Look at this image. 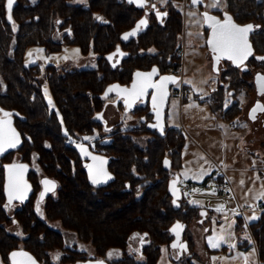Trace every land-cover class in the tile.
Returning <instances> with one entry per match:
<instances>
[{
    "label": "trees",
    "instance_id": "trees-1",
    "mask_svg": "<svg viewBox=\"0 0 264 264\" xmlns=\"http://www.w3.org/2000/svg\"><path fill=\"white\" fill-rule=\"evenodd\" d=\"M225 3L226 14L237 22L255 24L250 36L254 54L264 55V0H225ZM162 8L167 15L158 18L156 12H150L146 30L124 39L121 34L129 32L144 14L143 8L127 0H86L84 3L16 0L12 21L7 19L6 0H0V109L12 114L13 125L23 138L20 146L25 154L36 150L45 174L58 182L55 195L44 203L47 218L59 220L62 227L73 231L79 240L90 243L96 257L105 259L109 249H121V258L105 259L109 264H157L161 247L170 248L173 236L169 227L175 220L187 224L183 234L189 247L186 258L187 262L195 264L191 262L195 256L194 239L187 229L206 208L194 206L184 196L177 204L173 203L168 190L169 180L182 167L184 134L168 127L165 134L154 136L143 148L130 135L113 130L109 141L95 142L107 158L111 173L109 181L95 186L88 180L78 147L64 144L62 132L64 127L68 134L80 136L103 128V123L94 115L107 102L103 96L107 85L128 84L136 69H148L153 64L179 67L181 56L176 51L183 26L182 13L171 0ZM58 29H67L69 34L59 38ZM33 44L42 45L47 52L57 51L64 44H76L82 54L92 51L97 55L94 67L65 72H57L52 64L45 67L44 78L53 100L52 108L42 94L38 78L42 72L40 66L24 59L25 49ZM118 45L129 55L112 66L106 55ZM250 61L256 62L254 57ZM227 73L230 88L235 89L233 96H236L240 83L251 78V71L246 69L239 74V69L231 65ZM227 93L223 88L215 89L210 94L209 104L212 110H221L232 119L241 110L236 102L225 108ZM127 131L140 134L148 130L140 125ZM166 155L171 159L169 169L163 166ZM3 194L1 184V198ZM2 210L0 207V213ZM25 212L34 215L33 207ZM242 221L239 217L237 230L242 229ZM23 223L27 230H32L23 240L24 246L43 264L85 258L83 252L64 245L61 231L39 218L31 225V218L26 216ZM249 227L259 264H264V208ZM144 233L149 243L142 249L138 247L136 255L140 259H137L128 251L132 239ZM16 245L17 239L0 229V248L8 251ZM58 249L61 250L60 261L52 263L48 252Z\"/></svg>",
    "mask_w": 264,
    "mask_h": 264
},
{
    "label": "rangeland",
    "instance_id": "rangeland-1",
    "mask_svg": "<svg viewBox=\"0 0 264 264\" xmlns=\"http://www.w3.org/2000/svg\"><path fill=\"white\" fill-rule=\"evenodd\" d=\"M72 1L74 3L86 2V0ZM152 1H155L160 6L166 4L161 3V0ZM171 1L178 4L183 13L184 28L180 39L183 49L180 67L181 83L179 82L178 86L184 84L188 90L185 97L186 100L183 99L182 101V99L175 96L170 97L165 111V120L167 126L171 127L174 124H179L182 118L185 130L189 131L192 137L190 138L183 131L189 167L188 170H182L181 174L180 170L178 171V175L180 176L178 183L183 189L187 179L200 181V179L194 178L199 174H192L197 173L195 172L197 170L199 172L206 171L208 175L213 174L214 176L224 174L231 183L236 197V199L225 202L214 199L210 200V204L213 207L208 208L210 209L208 215L204 218L197 216L188 225L187 231L194 239L193 252L195 256L191 262L195 264H259L256 244L249 223L257 220L264 208V200L256 199L260 193L264 192V137L262 138L259 132L262 129L253 133L248 132L249 124L245 120L247 118L246 111L247 105H250L253 98L250 99L246 91L238 94V98L240 99L239 107L245 119L242 117L243 115H235L231 119L225 116L223 111L211 109L209 104L210 94L217 88L218 74L215 73V68L210 62L209 53L204 47V38L200 31L204 28L202 26V21L204 20H202L200 7L189 0H181L180 2L176 0ZM202 1L204 4L203 8H207V10L221 12V10L226 8L225 0H220L218 8L210 7L214 3V0ZM150 51H154V49L150 48ZM96 57L97 55L92 51L86 55L82 54L79 46L76 44H64L61 49L52 52H47L42 45L33 44L29 45L24 52L25 61L30 64H38L42 70L38 74V78L44 97L51 95L44 78V67L47 64L54 65L57 72H65L72 69L94 67L96 65ZM186 81H190L191 83H185ZM231 102V96L225 97V103L229 105ZM120 116L123 119V126H119L116 129L127 130L130 127L135 129L140 126L137 112L122 111L120 112ZM233 120L235 122L238 121L235 126L231 125V121ZM241 128H243V131H241ZM110 131H113V129L110 130V127L102 128L91 134L84 133L80 135V138L90 137L91 139L86 141L93 146L95 144L94 141H108ZM62 132L65 135L68 133L64 127L62 128ZM243 135L247 136L242 137ZM150 139V136L147 135L132 137V140L143 148ZM245 144H248L247 147L253 150L255 148L256 155L244 151L242 152L243 155H240V149L241 147L244 149ZM234 146H238L240 149ZM29 156L28 158H32L33 168L36 169L38 178H40L45 172L38 162V153L33 151ZM257 177L260 178L257 179ZM241 181L244 183L241 184ZM208 185H212V190H208V195L204 197V200L214 196L215 191L210 178L208 179ZM192 200L199 201L200 203L203 201L200 198L189 199V201ZM220 205H223V211L216 210ZM37 212L47 222L48 226L63 233L65 246L76 249L84 254L94 253L93 246L90 243L79 240L73 231L62 227L59 220L48 219L44 211L43 202L37 205ZM235 213H239V215ZM254 215L257 217L256 219H248ZM239 217L243 220L241 230H237ZM218 234L223 235L227 242L221 243L219 248L209 247L207 238ZM138 241V236L132 239V247L128 251L130 254H137ZM230 245H235V247H230ZM109 253L112 255L109 256ZM187 254L186 252L183 254L181 252L178 253L175 248L172 249V247L169 248L167 245H163L157 264H190V262H187ZM122 255L121 249L111 248L108 250L105 259L114 260L121 258ZM214 257L216 259H213ZM50 258L52 263L59 262L61 250H51ZM136 258L140 259L137 255ZM79 261L59 262L58 264H78Z\"/></svg>",
    "mask_w": 264,
    "mask_h": 264
},
{
    "label": "flooded vegetation",
    "instance_id": "flooded-vegetation-1",
    "mask_svg": "<svg viewBox=\"0 0 264 264\" xmlns=\"http://www.w3.org/2000/svg\"><path fill=\"white\" fill-rule=\"evenodd\" d=\"M148 1L150 3H155V1H152V0H148ZM176 1L180 2L181 0H176ZM189 1L191 2V0H189ZM201 1L202 0H200V2L196 3V4L200 7V13H201V15L203 17L202 20H204L203 14L205 12L214 13V14L218 15L219 17H223L224 14H226L225 9L221 10V12L223 13V15H222L221 12L220 13L219 12H214L212 10H207V8H203L204 4H203V1L202 2ZM176 6H178V8H179L178 4H176ZM162 7L163 6H160V5L155 3V9L152 8L151 4H147V5H145L142 8L144 10V14H146V16H148L150 14V12H152V11L156 12V13H157V11L159 13H163L164 9ZM145 10H147L148 12L145 13ZM179 10L182 13V10L180 8H179ZM182 18H183V13H182ZM252 24H253L254 27H256L254 23H252ZM202 26L204 28L201 29L200 31L202 32L201 34L203 35V38H204V47L207 49V51L209 53L208 55H209V58H210V62L212 64V66L215 68V71H216L215 73L218 74V81H217V88L216 89L223 88L224 90H226L228 92L227 95H226V98L231 96L232 97V102H236L238 106H239V100H240L238 98V94L240 92H242V91L248 92V96H250V99L251 98H253V99H251L252 102L250 103V105H247L248 106L247 107V111H246V117L247 118L245 119V116L241 112L239 113V115H243L242 117L248 122V124H249V131L248 132L249 133H253L255 131H258L259 129H262L259 132L261 133V136L263 138L264 137V111H260L259 112L260 116H261V120H260V122L257 125H255L253 120H251L248 117V113H249V110L252 107H254L258 101L261 104H264V93H261V91L259 89V85L256 82L257 74L264 75V60L257 59V57H264V55L256 56L253 53V55L251 57H254L256 62L254 61V63H251V61H250L251 57H250L240 67L234 66L231 63V61H229V60H227L225 58H221L219 60V62H217V61H215L214 54L212 53L211 49L209 48V45L207 44L209 28H207L204 25V21H202ZM183 28H184V19H183L182 32L179 34V38H178V41H179L178 49L176 51L177 54H179L180 56H181L182 51H183V49L181 47V40H180L181 36H182V33H183ZM57 33H58L59 38H61L64 34H69V31L67 29H63L62 31H60L58 29ZM123 37H124V33L121 34V38H123ZM117 48H120L121 50L126 51L120 45H118L115 49H117ZM126 52H128V51H126ZM119 53H120V51L113 55V58H112L113 62L117 60V57H118ZM123 58H125V57H123ZM121 60H120V62H121ZM48 65L49 64H47L46 66H48ZM231 65L233 67L239 69V74H241L243 71H245L244 69H247V70L251 71V78H249L248 80H245L244 82L240 83L239 88H238V92L236 93L237 94L236 96H233V94H234L233 92L235 91V89L234 88H230V76L227 73V71L229 70V66H231ZM180 67H181V60H180V65H179V67L177 69L174 68V66H172L170 64H168L165 68L159 66V69H160V73H171V72L175 73L176 75L179 76V82L181 83ZM250 68H252V69H250ZM44 69H45V67H44ZM128 84H126V85H128ZM174 86L175 85L171 86L170 97L174 96L173 95ZM182 86L184 88V84H182ZM47 97H51V96L50 95L46 96L45 99ZM170 97H169V99H170ZM106 99H107L106 100L107 101L106 104L100 110V111H102V115L99 116V112L100 111H98V112L95 113L94 118H95V116L101 117L98 120L103 123V128L110 127V130H112V129L114 130V129H116L119 126L122 127L123 126L122 125V120L123 119L120 116V112L124 111V109L126 107L125 104L123 103L124 98L123 97H119L115 93H111L109 96L106 97ZM52 102H53V100L51 101V104H49L50 108H52V106H53ZM168 102H169V100H168ZM167 105H168V103H167ZM166 108H167V106H166ZM166 108H165V111H166ZM131 112H133V113L137 112L138 113V120L140 122L139 125H144L145 128L148 131L140 133V134H133L132 132H128L127 130L116 129V130H114L116 133H120L122 135H130L132 137L133 136L147 135V136H150L151 139L154 136H156V135H162V134L157 132V128L150 129L146 125L147 122H150L154 118V113L152 111V107L149 105L148 102H145V104H142V102L137 101L135 103L134 109L131 110ZM4 113H9V112L0 109V119H5ZM6 119L11 121V124H12L13 128L18 132L19 138H20V144L17 145L15 148H8L3 153H0V185L2 184L3 192H4L3 197L2 198L0 197V201H1L0 202V204H1L0 207H2V209H3L2 212L0 213V229L3 230L6 234L11 235L14 238H16L18 245L11 247L8 251H6V248H0V264H13L11 253L13 251H16V250H25V251L29 252L31 254V256L34 257L37 260V262H39L40 264H43L42 260H39L38 258H36V256L29 249H27L24 246L23 240L27 239L31 235L32 230L30 228L28 230L26 229V226L24 225L23 220H24V218H26V216L30 217L31 218V225L36 222L37 218H39L40 220L44 221L39 216V213L37 212V205H39L42 202L44 204L46 199H48V197H50V196H53V193L56 192V190L52 191L51 193H49L44 199H42V200L39 199L42 178L44 176H48V177H51V176H49L47 174H44L40 178H38L37 171H36V169L33 168V165H32V158L31 159L28 158V156L33 151L36 152V150L31 149L29 154H25V150H23L22 147L20 146L23 138H22L21 133L13 125L12 114H10ZM111 120H112V122H111ZM109 122H111V123L108 124ZM232 123L235 124L234 121H232ZM165 125H166L165 132L163 134L166 133L167 128L169 127L166 124V120H165ZM169 128H172V127H169ZM118 130H120V132H118ZM177 131H179V130H177ZM112 133H113V131L109 132V140L111 138V134ZM246 136L247 135H243L242 137H246ZM105 142H107V141H105ZM94 143H95V141H94ZM80 145L85 146L87 151L90 153V155H87V156H85V155L82 156L81 155V158L83 159V162L85 163L86 170H87V165H88L89 161L93 160L92 156H96V157L101 158V160H104L106 162V164H107V167H108L107 158L103 156V152L101 151L100 148L96 147L95 144L92 146L85 139L81 138V144ZM13 164H15V165H25L26 166V168L23 170L22 180H23L24 183H26L29 186V190L27 191L26 198L23 201L14 199L12 201L11 205L6 207V205H8V197H7L6 186L8 184V177H9V171H8L7 166L8 165H13ZM108 171H109V167H108ZM109 173H110V171H109ZM110 175H111V173H110ZM87 176H88V174H87ZM174 176H175V174H174ZM51 178H53V177H51ZM88 180L90 181L91 184H93L91 182V180L89 179V176H88ZM38 182H39V187L37 189ZM105 183L94 184V185L98 186V185H102V184H105ZM31 207H33V209H34V215L33 216L30 214V212H25L26 209L31 208ZM44 222L47 224L46 221H44ZM13 228H14V231H13ZM141 238H143V242L141 241ZM145 240H146L145 237H143V236L139 237V241H138L139 247H140L141 244H143V245L146 244V243H144ZM182 240H185V239L182 238ZM185 241L187 242V240H185ZM131 246H132V244H131ZM172 249H174V248L172 247ZM175 249L177 250L178 253L181 252L183 254V250L181 248L177 247ZM48 255H49V260H50L51 259L50 258V251L48 252ZM84 256H85V258L80 260L78 264H80L82 261H84V260H86L88 258H100V257H96V255L94 253L93 254L92 253L84 254Z\"/></svg>",
    "mask_w": 264,
    "mask_h": 264
},
{
    "label": "snow or ice",
    "instance_id": "snow-or-ice-1",
    "mask_svg": "<svg viewBox=\"0 0 264 264\" xmlns=\"http://www.w3.org/2000/svg\"><path fill=\"white\" fill-rule=\"evenodd\" d=\"M130 3H138V6H144V0H129ZM167 0H161V3H166ZM200 0H193V4L199 3ZM14 0H7L6 10H7V19L9 21L12 20L11 10L13 7ZM220 0H214V3L210 5V7H219ZM152 8L155 9V5H152ZM157 16L167 15L166 13H159L157 11ZM194 15V14H192ZM205 23L211 28V36L207 41V44L210 46L212 53L214 54L215 61L219 62L221 58H226L229 61H232L237 67H240L244 64V62L253 55V50L248 40V35L251 31H253L254 26L249 25H237L233 22L230 16H225V19L221 21L215 16L210 15L205 12L203 14ZM97 19H101L97 17ZM146 24V20L142 19L138 22L135 29L131 32L126 33L124 35V39H129V37L136 35L137 31L141 30V26ZM42 51V50H41ZM78 51V50H76ZM31 55V53H29ZM67 58V57H65ZM112 57L110 56L109 59ZM257 59L264 60V57H257ZM218 70V69H217ZM246 70V69H245ZM157 69L153 68L151 72L141 73L137 72L135 75L137 80H134L132 84V88L129 90L128 88L119 89V93L124 97V104L127 108H130L135 102L140 101L143 102V97L147 94V90L149 88L154 89L151 96L152 101V111L156 117V123L150 125L153 128H159L161 132L163 131L162 125V115H163V106L167 100L168 92H167V84L171 83L174 85L179 84V80L175 76H161L159 82H153L152 77L157 73ZM185 83H191L190 81H186ZM257 83L259 85V89L261 93H264V75H257ZM119 86H110L109 89L105 92V97L108 93L118 89ZM49 103L51 104V100L49 99ZM225 108L228 107V104L225 103ZM257 111H264V104H261L259 101L256 105L250 110L249 116L251 119H255V113ZM10 114L4 113L5 119H0V153H3L8 148H15L19 143L18 134L15 132L13 128H11V121L6 119ZM98 118H101L98 116ZM235 123H238L235 122ZM243 126V125H242ZM85 140L91 139L90 137H84ZM81 148L83 155L87 156L90 153L85 149L82 145H78ZM93 161H100L99 165H88L89 175L91 182L93 184H101L106 182L111 177L103 170V160L101 158L92 156ZM169 162L166 160L165 165H168ZM9 171L8 184L6 186L7 197H8V205L10 206L14 199L23 201L26 198V193L29 190V186L23 182V170L26 168L25 165H8ZM208 173L206 171H202L198 176H195L196 179H202ZM187 175V174H185ZM260 177H257L259 179ZM45 185V192H42L41 198L45 195L46 192L54 191L56 184L54 181H50L45 179L42 181ZM176 181H173V193L174 195L178 192L175 189ZM244 182L241 181V184ZM193 191H197V189H193ZM256 199L264 200V192L260 193ZM175 203V201H173ZM189 203L193 205H199V201H189ZM217 211H223V205H220L216 209ZM239 215V213H235ZM201 215H205V213H201ZM257 217L252 216L248 219H256ZM183 229V226L177 222L176 225L171 229L172 232L176 234L177 242L172 244L173 248H181L182 250H187V245L184 243H179L180 233ZM138 235V234H137ZM146 235V234H145ZM208 244L211 248H219L221 243H226L225 237L221 234L216 236H209ZM143 242V238H141ZM230 247H235V245H230ZM109 256L112 254L109 253ZM11 257L13 258V264H35V261L31 256L22 251L11 253ZM19 257L20 259H17ZM213 259H216L215 257ZM96 264H104V261H96Z\"/></svg>",
    "mask_w": 264,
    "mask_h": 264
},
{
    "label": "water",
    "instance_id": "water-1",
    "mask_svg": "<svg viewBox=\"0 0 264 264\" xmlns=\"http://www.w3.org/2000/svg\"><path fill=\"white\" fill-rule=\"evenodd\" d=\"M129 1V0H128ZM192 2H193V0H191ZM6 3H7V0H6ZM15 3H16V0H14V3H13V6L15 5ZM137 7H140V6H138V3H134ZM147 4H151V6L152 5H155V3H150L148 0H144V6L145 5H147ZM143 6V7H144ZM13 8V7H12ZM142 8V7H141ZM157 9V8H156ZM11 12H12V10H11ZM148 11L147 10H145V13H147ZM209 13V12H208ZM210 15H212V16H215V17H217L218 19H220L221 21H223L224 19H225V16L227 15V16H230L231 18H232V20H233V22L235 23V24H237V25H241V26H244V25H249V24H251V25H253L252 23H245V24H241V23H239V22H237L231 15H228V14H224V16L223 17H219L218 15H216V14H214V13H209ZM7 15H8V13H7ZM12 17V16H11ZM159 18V17H158ZM142 19H144V20H146V24L145 25H142L141 26V30H139V31H137V33H136V35H134V36H131V37H136V36H138L141 32H143V31H145L146 30V28L148 27V25H149V22H148V18H147V16H146V14H143L136 22H135V24H134V26L131 28V30L129 31V32H131L133 29H135L136 28V26H137V24H138V22L139 21H141ZM13 20V19H12ZM11 20V21H12ZM204 25L207 27V28H209V34H208V38H207V41H208V39L210 38V36H211V28L205 23V21H204ZM129 32H125L124 33V35L126 34V33H129ZM253 31H251L250 33H249V35H248V40H249V43H250V45H251V48H252V50H253V53H254V47H253V44H252V41H251V39H250V36H251V33H252ZM131 37H129V38H131ZM209 48H210V46H209ZM211 49V48H210ZM120 51V53H119V55H118V57H117V60L116 61H112V58H113V55L115 54V53H117V52H119ZM128 52H126V51H123V50H121L120 48H117V49H115L114 51H112V52H110V53H108L107 55H106V57H107V59L111 62V65L112 66H116L119 62H120V60L123 58V57H126V56H128ZM112 57L111 59H109V57ZM251 57V56H250ZM249 57V58H250ZM248 58V59H249ZM226 59V58H225ZM247 59V60H248ZM246 60V61H247ZM245 61V62H246ZM244 62V63H245ZM231 63L234 65V66H236L232 61H231ZM153 68H156L158 71H157V73L152 77V81L153 82H159V80H160V77L161 76H175V77H177L178 78V80H179V76L178 75H176L175 73H160V69H159V66L157 65V64H153L149 69H136L133 73H132V78H131V81H130V83L128 84V85H126V84H120V83H118V82H113V83H111V84H109V85H107L106 86V88H105V90H104V92H103V96L105 97V92L109 89V87L110 86H119V88L118 89H116V90H114V91H112V92H110V93H108V95L107 96H109L111 93H115V94H117L119 97H123L120 93H119V89H123V88H128L129 90L132 88V84H133V82H134V80H137V77H136V73L137 72H141V73H148V72H151L152 71V69ZM258 75V74H257ZM256 82H257V77H256ZM174 84H171V83H168L167 84V92H168V96H167V100H166V102H165V104H164V106H163V115H162V125H163V131L161 132V130L159 129V128H157V132L158 133H160V134H163L164 132H165V127H166V125H165V108H166V106H167V103H168V100H169V97H170V94H171V86H173ZM155 90L154 89H151V88H149L148 90H147V94L143 97V102H142V104H145V102H148L149 103V105L152 107V101H151V96H152V94H153V92H154ZM106 96V97H107ZM124 98V97H123ZM49 99L52 101V98L51 97H47L46 98V101H47V103L48 104H50L49 103ZM123 103H124V100H123ZM136 103V102H135ZM135 103L130 107V108H127V107H125V109H124V111L125 112H128V111H131V110H133L134 109V107H135ZM253 108V107H252ZM251 108V109H252ZM250 109V110H251ZM250 110H249V113H250ZM260 111H257L256 113H255V116H256V118L253 120V119H251L250 118V116H249V113H248V117L251 119V120H253V122L255 123V125H257L259 122H260V120H261V116H260V113H259ZM102 115V111H100L99 112V116H101ZM95 119H99L98 118V116H95ZM143 119V118H142ZM157 121H156V117H155V114H154V118H153V120H151L150 122H147V127L148 128H150V129H154L153 127H150V125H153V124H155ZM11 128H13V126H12V124H11ZM14 129V128H13ZM15 130V129H14ZM15 132L18 134V132L15 130ZM18 138H19V134H18ZM20 144V138H19V143L17 144V145H19ZM83 146V145H82ZM78 147V146H77ZM84 148H85V146H83ZM86 149V148H85ZM78 150H79V153H80V155H82L83 156V153H82V151H81V148L80 147H78ZM168 161L169 162V164L168 165H165V161ZM103 170L111 177V175H110V173H109V171H108V167H107V164H106V162L103 160ZM99 163H100V161H93V160H90L89 161V163H88V165H99ZM87 165V166H88ZM163 166H164V168H166V169H169L170 167H171V159H170V157L169 156H164V158H163ZM87 174H88V176H89V179H90V175H89V168L87 167ZM45 179H47V180H50V181H54L55 182V184H56V187H55V189H54V191L57 189V187H58V183H57V181L55 180V179H53V178H51V177H48V176H44L43 178H42V180H41V190H40V194L42 193V192H45V185L42 183V181H44ZM91 180V179H90ZM110 179H108L107 181H109ZM178 180H179V175H178V173H176L175 174V176L172 178V179H170L169 180V183H168V190H169V192L171 193V195H172V200L173 201H175V203L177 204V202L179 201V199L182 197V191H181V188H180V186L178 185ZM106 181V182H107ZM173 181H176V183H175V189H177L178 190V192L174 195V193H173ZM105 183V182H104ZM49 193H51V192H46L45 193V195L43 196V198H41V195L39 194V199L40 200H42V199H44ZM204 211V210H203ZM177 222H179L182 226H183V229H182V231H181V233H180V237H179V243H184V244H186L187 245V250L186 251H184L183 250V252H186V253H188L189 252V247H188V244H187V242L185 241V240H182V238H183V234H184V230H185V228H186V226H187V224L185 223V222H182L181 220H175L171 225H170V227H169V233L173 236V239L171 240V242H170V247H172V244L174 243V242H177V237H176V234L174 233V232H172L171 231V229L173 228V226L174 225H176L177 224ZM145 234L146 233H144L142 236L144 237L145 236ZM144 243H149V240L148 239H146L145 241H144ZM142 247H143V244H141L140 245V248L142 249ZM20 251H22V252H24V253H27L29 256H31V254L29 253V252H27V251H25V250H16V251H13V252H20ZM12 252V253H13ZM189 254V253H188ZM32 257V256H31ZM33 258V260L35 261V264H40L39 262H37V260L34 258V257H32ZM17 259H20L19 257H17ZM96 261H104V264H109L108 263V261L107 260H105L104 258H88V259H86V260H84V261H82L80 264H96ZM12 262H13V258H12Z\"/></svg>",
    "mask_w": 264,
    "mask_h": 264
},
{
    "label": "built area",
    "instance_id": "built-area-1",
    "mask_svg": "<svg viewBox=\"0 0 264 264\" xmlns=\"http://www.w3.org/2000/svg\"><path fill=\"white\" fill-rule=\"evenodd\" d=\"M183 93H184V88L182 85H180L177 90L175 89L173 91V95L176 97L177 96L182 97ZM64 144L80 145L81 138L80 136L67 133L64 138ZM210 179L213 182V187H214L215 192L212 198L208 197V199L206 200L207 206L213 207L212 204H210L211 202L210 200L212 199L216 201H222V202H225L227 200L236 199L231 183L229 182V180L226 178L224 174H220L218 176L211 175ZM207 182L208 180H205L203 182H196L193 180L186 181L184 188H183L184 198L189 200L192 198L201 197L202 196L201 188L205 187ZM193 189H197V191H193Z\"/></svg>",
    "mask_w": 264,
    "mask_h": 264
},
{
    "label": "crops",
    "instance_id": "crops-1",
    "mask_svg": "<svg viewBox=\"0 0 264 264\" xmlns=\"http://www.w3.org/2000/svg\"><path fill=\"white\" fill-rule=\"evenodd\" d=\"M177 88H179V86L178 85H176V87H175V89L177 90ZM187 87H185L184 86V93H183V95H182V97H179V96H177V97H179L180 99H182V101H183V99H185L186 100V93H187ZM209 105V104H208ZM243 114V113H242ZM234 121V120H233ZM182 118L180 119V123L179 124H174L173 126H171L172 128H176L177 130H179L182 134H184V132H186L187 134H188V136L190 137V138H192L191 137V133H189V131H187V130H185V127H184V125L182 124ZM235 122V121H234ZM236 124V123H235ZM235 124L234 123H232V121H231V125L232 126H235ZM237 130H238V128H237ZM184 131V132H183ZM241 131H243V128H241ZM241 139V138H240ZM247 145L248 144H245L244 145V149H242V147H241V149H240V147H238V146H234V147H236V148H239L240 149V155H243L242 154V152L244 151V152H247V153H251V154H253V155H256V150H255V148H254V150L253 149H251V148H249V147H247ZM185 149H186V142H185V145L183 146V148H182V150H181V160H182V167H181V169H180V174H181V171L182 170H184V169H187L188 170V160H189V158H188V154H187V150L185 151ZM194 171H195V169H194ZM195 172H197V173H192V174H194V175H197V174H200L201 172H199V170H197V171H195ZM211 175H213V174H211ZM211 175H206V176H204L202 179H200V181H196V182H203V181H205V180H208L210 177H211ZM198 176V175H197ZM179 179H180V176H179ZM188 180H191V179H187V181ZM193 181H195V180H193ZM178 182H179V180H178ZM178 185H179V183H178ZM208 190H212V185H208V182H207V184H206V186L205 187H202L201 188V193H202V197H199L200 199H202L203 201L199 204V205H201V206H204L206 209H203L204 211H202L203 213H205V215H201L200 216V218H204V217H206L207 215H208V213H209V211H210V209H208V208H212V207H209V206H206V200H204V197L206 196V195H208ZM205 195V196H204ZM199 218V219H200ZM198 219V220H199ZM184 253V252H183Z\"/></svg>",
    "mask_w": 264,
    "mask_h": 264
}]
</instances>
